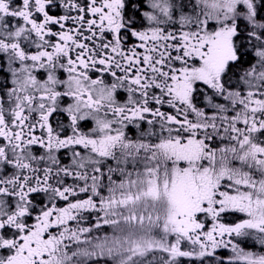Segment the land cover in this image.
Returning a JSON list of instances; mask_svg holds the SVG:
<instances>
[{
	"label": "snow or ice",
	"instance_id": "obj_1",
	"mask_svg": "<svg viewBox=\"0 0 264 264\" xmlns=\"http://www.w3.org/2000/svg\"><path fill=\"white\" fill-rule=\"evenodd\" d=\"M0 264H264V0H0Z\"/></svg>",
	"mask_w": 264,
	"mask_h": 264
}]
</instances>
